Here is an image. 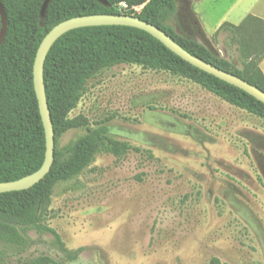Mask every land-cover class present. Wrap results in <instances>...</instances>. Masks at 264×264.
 Wrapping results in <instances>:
<instances>
[{"label": "rangeland", "instance_id": "obj_1", "mask_svg": "<svg viewBox=\"0 0 264 264\" xmlns=\"http://www.w3.org/2000/svg\"><path fill=\"white\" fill-rule=\"evenodd\" d=\"M175 1V32L241 68L234 45L215 32L247 14L264 18V0ZM252 23L244 33L257 41ZM77 116L138 151L98 154L78 188L61 187L43 209L40 222L68 250L82 249L67 264H264V120L191 81L132 65L89 80L69 115ZM85 134L58 138L59 162ZM30 237L26 252L6 250L11 262L58 257L50 236Z\"/></svg>", "mask_w": 264, "mask_h": 264}, {"label": "trees", "instance_id": "obj_2", "mask_svg": "<svg viewBox=\"0 0 264 264\" xmlns=\"http://www.w3.org/2000/svg\"><path fill=\"white\" fill-rule=\"evenodd\" d=\"M44 0H0L6 16V30L0 44V183L34 173L44 160L45 140L32 82L36 50L44 36L58 23L87 15H128L147 22L202 61L232 74L264 92V20L246 15L238 25L222 23L215 34L225 33L234 45L241 68L220 57L212 49L179 35L168 23L176 15L175 0H50L43 17ZM126 8L121 9L120 4ZM138 9V10H136ZM257 41L248 40L244 27ZM1 28V20H0ZM119 65L162 71L198 85L225 103L264 120V105L245 92L200 71L181 60L148 33L127 26L78 28L63 34L49 49L43 65V83L54 133V155L50 171L27 190L0 193V264H67L77 260L82 249L68 250L59 234L40 222L43 209L64 186L78 188L79 177L98 154L120 158L129 150L125 142L114 140L104 123L89 127L82 116L70 118L86 84L100 72ZM84 128L86 134L72 156L59 162L58 138L68 130ZM38 237L48 235V246L58 257L46 253L18 257L11 262L7 249L26 252ZM209 264H221L212 258Z\"/></svg>", "mask_w": 264, "mask_h": 264}, {"label": "water", "instance_id": "obj_3", "mask_svg": "<svg viewBox=\"0 0 264 264\" xmlns=\"http://www.w3.org/2000/svg\"><path fill=\"white\" fill-rule=\"evenodd\" d=\"M101 4L106 5L104 0H97ZM50 0H44L41 6L40 15L43 17L45 9ZM0 44L4 38L6 30V16L3 7L0 5ZM127 26L140 29L157 41H159L165 48L175 54L184 62L188 63L192 67L203 71L204 73L211 75L243 92L253 97L255 100L259 101L264 105V92L260 89L250 85L246 81L224 72L204 61L191 55L185 51L181 46H179L173 39H171L167 34L161 31L159 28L139 20L136 17L128 15H87L78 16L74 18L67 19L55 25L41 40L35 53L33 66H32V82L35 92V97L37 100L38 111L41 119V123L44 131L45 140V152L44 160L42 165L34 173L22 177L18 180L11 182L0 183V193H7L13 191L27 190L40 182L44 176L50 171L51 165L53 163L54 155V133L52 129L49 109L45 97V89L43 83V65L45 57L53 45V43L60 38L63 34L68 31L84 28V27H94V26Z\"/></svg>", "mask_w": 264, "mask_h": 264}, {"label": "crops", "instance_id": "obj_4", "mask_svg": "<svg viewBox=\"0 0 264 264\" xmlns=\"http://www.w3.org/2000/svg\"><path fill=\"white\" fill-rule=\"evenodd\" d=\"M247 15H252V14H247ZM254 16V15H253ZM259 17L261 19L264 20V18L260 17V16H256ZM260 70L262 71V73L264 74V59L261 61V63L259 64Z\"/></svg>", "mask_w": 264, "mask_h": 264}, {"label": "built area", "instance_id": "obj_5", "mask_svg": "<svg viewBox=\"0 0 264 264\" xmlns=\"http://www.w3.org/2000/svg\"><path fill=\"white\" fill-rule=\"evenodd\" d=\"M120 8H121V9H125V8H126V4H125V3H121V4H120ZM136 10H138V9H136Z\"/></svg>", "mask_w": 264, "mask_h": 264}]
</instances>
